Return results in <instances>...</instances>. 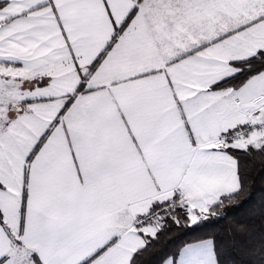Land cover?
<instances>
[{
    "label": "snow or ice",
    "instance_id": "obj_1",
    "mask_svg": "<svg viewBox=\"0 0 264 264\" xmlns=\"http://www.w3.org/2000/svg\"><path fill=\"white\" fill-rule=\"evenodd\" d=\"M0 264H264V0H0Z\"/></svg>",
    "mask_w": 264,
    "mask_h": 264
}]
</instances>
